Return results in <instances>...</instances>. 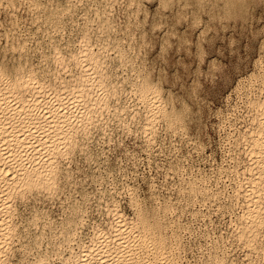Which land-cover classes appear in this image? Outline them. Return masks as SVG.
Wrapping results in <instances>:
<instances>
[{
    "label": "rangeland",
    "instance_id": "1",
    "mask_svg": "<svg viewBox=\"0 0 264 264\" xmlns=\"http://www.w3.org/2000/svg\"><path fill=\"white\" fill-rule=\"evenodd\" d=\"M93 1V2H92ZM120 1V3H119ZM74 2V3H73ZM84 2V3H83ZM104 0H71V8L70 11L64 13L62 16V27L58 31H46L39 30L37 23L33 21L32 14L24 13L20 11V7L15 9L13 12H10L13 18V24L10 26V22L6 18L5 11L2 10L0 13V24H5L4 29H0V53L5 57L10 59L15 58L16 61L19 60L24 62L27 60L32 63L35 67H43L47 66L56 73L55 77L57 78H65L67 77V73L60 70L58 64L48 57V54L51 52L53 46H63L67 39H76L79 33V28L82 26L84 18L89 19V24L92 25L94 29H96V20L95 13L96 11H101L102 9L108 7L105 5ZM127 0H118L115 4L113 10L109 8V15L113 16L114 24H116L114 33L118 34L119 38L125 36V32L128 30H136L135 28V18L138 20V23H141L140 29L144 32V35L148 34V36H143L144 43L141 45L139 50L131 51L133 60H130L126 57V61L122 59H118L114 56V53L109 52L106 64V71L110 78L114 80L117 85V91L113 95H109L110 105H114V99H125L135 103L136 96H133V93H130L128 90L137 83L138 80L142 79L143 76L148 77V79H153L157 81L158 86L160 87L161 93L164 95L166 102L169 105H172V110L177 113V109L175 107L176 103L184 108L187 107L189 113L191 111V107L188 102L184 99V96L188 94L187 89H197L203 88L201 82L199 83V79L192 80L191 84H185L184 80L181 79L180 74L178 72H171L173 67L177 65L184 69L187 73L189 68L192 67L191 64H186L185 60H178L176 65H170L168 59H166L165 49L163 45L167 42L168 49H171L172 40H181V38L188 43L195 33V28L192 27L184 33H177L175 31L171 33H166V36L162 37V42L160 41L161 37L156 35L157 32L160 31V28L167 26V21L169 20V16L164 15L165 12L174 13L176 15L175 19L177 21V25L179 20H183L187 23L188 15L185 14L189 12L190 7H186V9L179 10L173 7L163 5V9L159 6L152 10L148 8V5L155 4L157 0H140V5L144 8L141 9L136 17L134 12L129 10L128 5H126ZM96 3V4H95ZM103 3V4H102ZM73 4V5H72ZM78 4H80L78 6ZM87 4V5H86ZM102 4V5H100ZM163 4V3H162ZM117 5V6H116ZM252 6H249L248 13L244 12L246 17H248L241 24L233 20H224L220 26L221 28L216 29V27H209L207 25L204 26V31H201L194 38L197 42V53L196 58L198 63L195 65V72L191 75L199 76L200 72L203 71V67L205 62L208 61L209 54L211 55V59L208 61V68L211 70L213 74L220 73L219 77H214L212 80H207V74L205 73V80L210 84L211 91L205 92L203 97L197 98L196 102V110H195V120H189V122H183L182 117H178L175 121V125L171 127V129L167 128V120L163 117H160L158 120L163 119L166 121L165 127L163 129V135L167 137V140L164 141L160 134H154L153 139L157 140L155 145H150L149 142L145 143V147H147V151L143 148L138 151L130 149L127 147L126 141L121 139L116 134V129L118 127L117 118L115 116L113 107L109 106V108H104V110L99 111L97 113V117L93 120H98L95 125H103L102 127H92L87 130H78L75 133L77 134L78 142L75 146V149L71 151L72 153L69 156H59V168L62 170V174L65 175L69 179H65V181H61L60 173L57 175V179L55 185L51 190L42 189H32L23 192L22 194H18L13 198V208H15V213L12 217L13 225L16 226L18 230V234L13 238L11 247L7 249L5 253V259L7 260L5 263L8 264H30V260L34 259L39 253L45 254L48 256L49 260L53 263H58L60 254L65 253L67 243L62 242L60 229L62 224L65 222L68 217L70 208L72 207V203H76L75 205L81 206V223L79 224V229L77 231V237L74 236V241L78 242L82 239V241L87 240L88 237L92 234L94 228L97 225L107 226L106 222L109 219V215H107L106 209L103 205L105 200H114L115 204L121 209L128 217L132 214V217H135L136 212L134 208V201H136L140 207L146 209H156L158 203L163 200H171L174 204L173 210L170 209L169 213L163 218L162 221V236L165 247L167 250V254L172 257L171 261L174 264H193V253H195V264H207L211 262L209 257H214L215 255L221 256L224 253L219 252L223 247L225 242H232V240L237 236V227L242 223L240 220L241 210L243 211V202H241L240 198L237 199L235 196V190L237 187V174L241 172V159L243 158L241 149V137L244 132H246V128L250 126V112H253L250 103L248 102L249 98H259L263 95V92H260L259 89V79L264 76V42L259 39V37L264 34V3L260 1H256ZM127 7V9H126ZM84 8V9H83ZM124 10H123V9ZM147 10H146V9ZM170 8V9H169ZM81 9H83L81 11ZM122 11H121V10ZM149 9V10H148ZM166 9V10H164ZM251 9V10H249ZM19 10V11H18ZM79 10V11H78ZM162 10V11H161ZM18 11V12H17ZM145 11V12H144ZM161 11V12H160ZM185 11V12H184ZM21 12L23 13L21 15ZM115 12L116 14H114ZM141 12V13H140ZM147 16L145 18V14ZM152 12V13H150ZM154 12H157L154 14ZM251 12V13H250ZM13 13V14H12ZM20 13V14H19ZM94 13V14H93ZM148 13V14H147ZM252 16V14H254ZM68 14V15H67ZM79 14V15H78ZM120 14V15H119ZM136 14V15H137ZM161 14V15H160ZM180 14V15H178ZM184 14V15H183ZM259 14V15H258ZM14 15V16H13ZM19 15V16H18ZM110 15V17H111ZM117 15V16H116ZM134 15V17H133ZM155 16L156 23L152 25L153 31H146L147 21L150 17ZM159 15V16H158ZM184 17H183V16ZM195 15V13L193 14ZM248 15V16H247ZM4 16V17H3ZM24 16L31 17L28 21H23ZM144 16V17H142ZM180 16V17H177ZM187 16V17H186ZM65 17V18H64ZM69 17V18H68ZM74 17V18H73ZM119 17V18H118ZM126 17V19H125ZM160 19H159V18ZM167 17V18H166ZM257 17V18H256ZM261 17V18H260ZM263 17V18H262ZM4 18V19H3ZM20 18V19H19ZM72 18V19H71ZM79 18V19H78ZM119 20H118V19ZM130 18V19H129ZM134 18V19H133ZM164 18V19H163ZM180 18V19H179ZM250 18V19H249ZM18 19V20H17ZM67 19V20H66ZM116 19V20H115ZM145 19V20H144ZM261 19V20H260ZM3 20V21H1ZM5 20V21H4ZM16 20V22H15ZM163 20V21H162ZM167 20V21H165ZM186 20V21H185ZM252 20V21H251ZM20 21V22H18ZM130 21V22H129ZM161 21V23H160ZM165 21V22H164ZM5 22V23H4ZM32 22V23H31ZM71 22V23H70ZM124 22V23H123ZM146 22V23H145ZM164 22V23H163ZM255 22V23H254ZM25 23V24H24ZM29 23V24H28ZM31 23V24H30ZM69 23V24H68ZM74 23V24H73ZM227 23V24H225ZM234 23V25H233ZM252 23V24H251ZM34 24V25H33ZM125 24V25H124ZM130 24V25H129ZM134 24V25H133ZM166 24V25H162ZM244 24V25H243ZM31 25V26H30ZM79 25V26H78ZM123 25V26H122ZM132 25V26H131ZM145 25V26H143ZM157 25V28L154 27ZM160 25V26H159ZM245 25H247L245 27ZM7 26V28L5 27ZM15 26V27H14ZM17 26V27H16ZM95 26V27H94ZM119 26V29L118 27ZM125 26V28H124ZM131 26V27H130ZM160 28H159V27ZM226 26V27H225ZM242 26V27H240ZM251 26V27H250ZM34 27V28H32ZM79 27V28H78ZM123 27V28H122ZM127 27V28H126ZM133 27V28H132ZM235 27V28H234ZM257 27V28H256ZM12 28L17 32V35L21 39H26L27 48L22 52L18 50H10L9 47H6L7 38L2 36V34L8 29ZM19 28V29H18ZM32 28V29H31ZM117 28V29H116ZM135 28V29H134ZM146 28V29H145ZM155 28V29H154ZM214 28V29H213ZM223 28V29H222ZM251 28V29H250ZM254 28V30H252ZM263 28V29H262ZM18 30V31H17ZM20 30V31H19ZM24 30V31H23ZM67 30V31H66ZM252 30V31H251ZM61 31V32H60ZM122 31V32H121ZM206 31V32H205ZM210 31V32H209ZM38 32V33H37ZM124 32V33H123ZM137 36L138 33L141 32L136 31ZM147 32V33H146ZM190 32V33H189ZM208 32V33H207ZM218 32V33H217ZM24 33V34H23ZM27 33V34H26ZM37 33V34H36ZM54 33V35H53ZM123 33V36H122ZM151 33V34H150ZM205 33V34H203ZM209 34L210 39H205V35ZM56 34V36H55ZM73 34V35H72ZM96 32L91 31V38L94 39ZM150 34V35H149ZM168 34V35H167ZM171 34V35H170ZM179 34V35H178ZM36 35V36H35ZM53 35V36H52ZM155 35V36H154ZM181 35V37H180ZM204 35V36H203ZM30 36V37H29ZM33 36V37H31ZM38 36V37H37ZM47 36V37H46ZM169 36V37H168ZM3 37V38H2ZM200 37V38H199ZM204 37V38H203ZM62 38V39H61ZM153 38V39H151ZM185 38V39H184ZM187 38V40H186ZM64 39V40H63ZM164 39H168L165 41ZM171 39V40H170ZM200 39H202L200 41ZM44 40V41H43ZM148 40L150 42H148ZM33 41V42H32ZM56 41V42H55ZM157 41L161 43L160 52L157 53L155 57L152 56V53L156 52ZM31 44H28V43ZM46 44H45V43ZM48 42L50 44H48ZM54 42V43H53ZM154 42V43H153ZM207 43L208 49L203 47V43ZM5 43V44H4ZM147 43V44H145ZM191 41L188 43L190 45ZM37 44V45H36ZM155 46H154V45ZM148 45V47H147ZM152 46L149 48V46ZM145 46V47H144ZM263 46V48H262ZM171 47V48H170ZM201 47V49H199ZM7 48V49H6ZM42 48V49H41ZM145 48V49H144ZM6 49V50H5ZM31 49V50H30ZM177 55L180 54L179 47L177 48ZM10 50V51H9ZM38 50V51H37ZM49 50V51H47ZM143 50V53H142ZM203 50V51H202ZM29 51V52H28ZM129 48L126 49L125 52H129ZM147 51L149 53H147ZM15 54H14V53ZM138 52H141L138 53ZM203 52V55H202ZM27 53V54H26ZM110 53L112 55H110ZM161 53V55H160ZM12 54V56L10 55ZM35 54V55H34ZM39 54V55H38ZM146 54V55H145ZM139 55V56H138ZM143 55V56H141ZM185 55L191 58V52L185 51ZM43 56V57H42ZM45 56V57H44ZM147 56V57H146ZM198 56V57H197ZM18 57V58H17ZM22 57V58H21ZM26 57V58H24ZM139 57V58H138ZM151 57V58H149ZM166 57V58H164ZM202 57V58H201ZM24 58V59H23ZM146 60H145V59ZM30 59V60H29ZM32 59L34 62H32ZM151 59V60H150ZM155 59V60H153ZM158 59V60H157ZM129 62H128V61ZM136 60V61H134ZM160 60V61H159ZM118 61V62H117ZM149 61V62H147ZM165 61V62H164ZM183 61V62H181ZM256 63H255V62ZM39 62V63H38ZM144 62V63H143ZM146 62V63H145ZM153 62V64H152ZM163 62V63H162ZM204 62V63H203ZM210 62L212 64H210ZM47 63V64H46ZM179 63V64H178ZM185 64V66L183 64ZM36 64V65H35ZM42 64V65H41ZM137 64V65H135ZM144 64V65H143ZM152 64V65H151ZM155 64V65H154ZM258 66H257V65ZM142 65V66H141ZM146 65V66H145ZM154 65V66H153ZM160 65V66H159ZM261 65V66H259ZM152 66V67H150ZM141 67V68H140ZM147 67V68H146ZM154 67V68H153ZM160 67V68H158ZM163 69H162V68ZM55 68V69H54ZM57 68V69H56ZM140 68V69H139ZM147 71H146V69ZM151 70H150V69ZM198 68V69H197ZM233 69L232 73L229 75H225V72L229 69ZM261 68V69H260ZM124 69V70H123ZM151 73H150V71ZM260 69V70H259ZM57 70V71H56ZM118 70V71H117ZM153 70V71H152ZM158 70V71H157ZM253 70V71H252ZM164 71V72H163ZM252 71V74H251ZM146 75H144L145 73ZM197 72V73H196ZM249 72V73H248ZM131 73V74H130ZM149 73V74H148ZM164 77L162 78L163 74ZM175 73V74H174ZM177 73V74H176ZM161 77H160V75ZM172 74V75H171ZM60 77H59V76ZM138 75H140L138 77ZM148 75V76H147ZM157 75V76H156ZM167 75V76H166ZM174 75V76H173ZM177 75V76H176ZM259 75V77H258ZM153 76V77H152ZM248 76V77H247ZM166 77V78H165ZM255 77V78H254ZM135 78V79H134ZM161 78V79H160ZM169 78V79H168ZM178 78V79H177ZM181 80H180V79ZM190 76H186L184 79H190ZM257 78H259L257 80ZM68 79V78H66ZM255 79V81H253ZM219 80V83L216 81ZM172 85L169 87V83ZM198 83H197V82ZM126 82V84H124ZM194 82V83H193ZM251 82H253L251 84ZM177 83H179V89L177 90ZM241 83V84H240ZM124 84V85H123ZM182 84V86H181ZM193 84V85H192ZM199 86H198V85ZM250 84V85H249ZM256 84V85H255ZM184 85V87H183ZM194 85L196 87H194ZM239 85V86H238ZM241 85V86H240ZM166 86V87H165ZM252 86V87H251ZM254 86V87H253ZM128 87V88H127ZM181 87V88H180ZM187 87V88H186ZM193 87V88H192ZM244 87V88H243ZM249 87V89H248ZM168 89V91L166 90ZM241 88V89H240ZM243 88V89H242ZM175 89V90H174ZM239 89V90H236ZM253 89V90H251ZM259 89V90H257ZM183 90V91H182ZM256 90V92H255ZM177 91V92H176ZM239 91V92H238ZM244 91V92H243ZM247 91V92H246ZM249 91V92H248ZM253 91V92H252ZM241 92V93H240ZM166 93V94H165ZM178 93V94H176ZM181 93V94H180ZM186 93V94H185ZM172 97H170V95ZM195 94V93H193ZM188 95V99L192 100L194 95ZM236 94V95H235ZM256 94V95H254ZM175 95H178L175 97ZM181 95V96H180ZM247 95V96H246ZM250 95V96H249ZM183 96V97H182ZM246 96V97H245ZM114 97V98H113ZM191 97V98H190ZM239 97V98H238ZM179 98V99H178ZM204 98V99H203ZM207 98V99H206ZM171 99V100H170ZM240 101H239V100ZM183 104H182V102ZM206 101V103L204 102ZM239 101V102H238ZM245 101V102H244ZM199 102V103H198ZM201 102V103H200ZM203 102V103H202ZM235 103V104H234ZM246 103V104H245ZM245 104V105H243ZM204 105V106H203ZM232 105V106H231ZM202 107V108H201ZM204 107V108H203ZM237 109H236V108ZM251 108V109H250ZM205 109V110H204ZM216 109V110H215ZM239 109V110H238ZM106 110V111H105ZM111 110V111H110ZM199 110V111H198ZM201 112L203 113H200ZM207 110H209L207 112ZM118 114L120 111L117 109ZM198 111V112H197ZM223 113H222V112ZM234 111V112H233ZM250 111V112H249ZM111 112V113H110ZM225 112V113H224ZM236 112V113H235ZM238 112V113H237ZM240 112V113H239ZM205 114L207 116H205ZM209 114V116H208ZM211 114V115H210ZM213 114V115H212ZM231 116H230V115ZM233 114V115H232ZM242 116H241V115ZM101 115V116H99ZM199 115V116H198ZM238 115V116H237ZM248 115V116H247ZM205 116V117H204ZM217 116V117H216ZM227 116V117H226ZM236 116V117H234ZM198 117V118H197ZM223 117V118H222ZM232 117V118H231ZM197 118V119H196ZM207 118V119H205ZM228 118V119H226ZM103 119V122H102ZM205 119V120H204ZM227 120L229 123H227ZM198 120V121H196ZM220 120V121H219ZM233 120V121H232ZM238 120V121H237ZM182 123H180V122ZM245 121L247 123H245ZM178 122V123H177ZM201 122V123H200ZM208 124H207V123ZM232 122V123H231ZM236 122V123H235ZM185 123V124H184ZM195 123L197 125L195 133L192 132V124ZM220 123V125H219ZM243 123V124H242ZM206 126H205V125ZM224 126H223V125ZM229 124V125H228ZM232 124V125H231ZM242 124V126H241ZM109 125V126H108ZM156 128H159V125L156 123ZM154 125V126H155ZM189 125V128H188ZM212 125V126H210ZM219 125V126H218ZM238 125V126H236ZM187 126V127H186ZM221 126V127H220ZM233 126V127H232ZM248 126V127H247ZM201 127L203 130L201 131ZM213 127V128H212ZM228 127V128H227ZM230 127V128H229ZM191 128V129H190ZM244 128V129H243ZM180 129V130H179ZM190 129V130H189ZM198 129V130H197ZM209 129V130H208ZM224 129V130H223ZM235 129V130H234ZM207 130V131H206ZM227 130V131H226ZM233 130V131H232ZM245 130V131H244ZM181 131V132H180ZM231 131V132H230ZM244 131V132H243ZM200 132V133H199ZM206 132V133H205ZM236 132V133H235ZM169 133V134H168ZM182 133V134H181ZM190 133V134H189ZM204 133V134H203ZM231 133V135L228 134ZM115 134V135H114ZM202 134V136L200 135ZM206 134V135H205ZM114 135V136H113ZM239 135V136H238ZM81 136V137H80ZM178 136V137H176ZM180 136V137H179ZM205 136V137H204ZM208 136V137H207ZM227 136V137H226ZM169 137V138H168ZM207 137V138H206ZM191 138V139H190ZM198 138V140H197ZM226 138H228L226 140ZM233 138V139H232ZM115 139V140H114ZM190 139V140H189ZM195 143H192L193 140ZM124 142H123V141ZM209 140V141H208ZM163 143H162V142ZM171 141V142H170ZM207 141V142H206ZM226 141V143H225ZM228 141V143H227ZM112 142V143H110ZM124 145V153L121 155L115 154L114 143ZM209 142V143H208ZM238 142V143H237ZM99 143V144H98ZM176 143V144H175ZM98 144V145H97ZM102 144V145H101ZM162 144H166V147H161ZM195 144V145H194ZM223 144V145H222ZM239 144V145H237ZM158 145V146H157ZM176 145V146H175ZM183 145V146H182ZM201 146V148L197 149L196 146ZM203 145V146H202ZM101 146V147H100ZM113 146V149H112ZM174 146V147H173ZM90 147V148H89ZM110 147V148H109ZM191 147V148H190ZM196 147V148H195ZM230 147V148H229ZM238 147V148H237ZM158 148V149H157ZM160 148V149H159ZM175 148V149H174ZM186 150H185V149ZM95 149V150H94ZM108 149V150H107ZM111 149V150H110ZM154 149V150H153ZM170 149V150H169ZM180 149V150H179ZM204 149V150H203ZM209 149H211L209 151ZM234 149V150H233ZM97 150V152H96ZM100 150V151H99ZM126 150V151H125ZM178 152H177V151ZM191 150V151H190ZM197 150V151H196ZM200 150V151H199ZM227 150V151H225ZM79 155H78V152ZM130 151V153H129ZM133 151V152H132ZM149 151V152H148ZM155 151V152H154ZM162 151V152H160ZM164 151V152H163ZM183 151V152H182ZM186 151V152H185ZM195 151V152H194ZM82 152V153H81ZM140 152V153H139ZM176 152V153H175ZM202 154H201V153ZM206 152V153H205ZM235 152V153H234ZM97 153V154H95ZM113 153V154H112ZM129 153V154H128ZM149 153V155H147ZM157 153H159L157 155ZM164 153V156H163ZM173 153V154H172ZM178 153V154H177ZM185 153V154H184ZM187 153V154H186ZM237 153V155H236ZM115 154V155H114ZM133 154V155H132ZM144 154V155H143ZM191 154V155H189ZM225 154V155H224ZM230 154V155H229ZM78 155V156H77ZM114 155V156H113ZM128 155V156H127ZM134 158H132L131 157ZM209 155V156H208ZM85 156V157H84ZM94 156V157H93ZM99 158H98V157ZM150 156V157H149ZM168 156V157H167ZM200 156V157H199ZM216 156V157H215ZM230 156V159H229ZM80 157V158H79ZM83 157V158H82ZM97 157V158H95ZM139 157V158H138ZM174 157V158H173ZM224 157V158H223ZM238 157V158H237ZM241 157V158H240ZM65 158H67L65 160ZM79 158V159H78ZM103 158V159H102ZM149 158V159H148ZM176 158V159H175ZM217 158V159H216ZM236 158V159H235ZM86 159V160H85ZM91 159V160H90ZM120 159V160H118ZM125 159V160H124ZM142 159V160H141ZM192 159V160H191ZM202 159V160H201ZM225 159V160H224ZM228 159V160H227ZM82 160V161H81ZM140 160V162H139ZM159 160V161H157ZM163 160V161H162ZM176 160V161H175ZM186 160V161H185ZM197 160V161H196ZM236 160V161H235ZM65 161V162H64ZM88 161V162H87ZM100 161V162H99ZM103 161V162H102ZM109 161L111 162L109 164ZM138 161V162H137ZM189 161V162H188ZM195 161V163H194ZM206 161V162H205ZM213 161V162H212ZM224 161V162H223ZM228 161V164H227ZM238 161V162H237ZM92 162V163H91ZM137 164H136V163ZM183 162V163H182ZM221 164H220V163ZM237 162V163H236ZM72 163V164H71ZM117 163V164H116ZM120 163V164H119ZM122 163V164H121ZM126 163V164H125ZM133 165H132V164ZM140 163V164H139ZM161 163V164H160ZM166 163V164H165ZM198 163V164H197ZM218 163V164H217ZM85 164V165H84ZM112 164V165H111ZM115 164V165H114ZM128 164V165H127ZM177 164V166L175 165ZM196 164V165H195ZM233 164V165H232ZM82 165V166H81ZM102 165V166H101ZM132 165V166H131ZM155 165V166H154ZM165 165V166H164ZM194 165V166H193ZM200 165V166H199ZM230 165V166H229ZM72 166V167H71ZM75 166V167H74ZM93 166V167H92ZM99 166V167H98ZM116 166V167H115ZM118 166V167H117ZM126 166V167H125ZM130 166V167H129ZM174 166V167H173ZM184 166V167H183ZM193 166V167H191ZM205 166V167H204ZM236 169H234V167ZM64 167V168H63ZM74 167V169H72ZM114 167V168H113ZM120 167V168H119ZM160 167V168H158ZM169 167V169H168ZM228 167V168H226ZM233 171H231L232 169ZM95 168V169H94ZM118 168V169H117ZM155 168V169H153ZM165 168V169H164ZM185 168V169H184ZM198 168V169H196ZM71 169V170H70ZM82 172H81V170ZM238 169V170H237ZM86 170V171H85ZM95 170V171H93ZM106 172H105V171ZM118 170V171H116ZM121 170V171H120ZM123 170V171H122ZM131 170V171H130ZM150 170V171H149ZM156 170V172H155ZM175 172H174V171ZM64 171V172H63ZM73 171V172H72ZM75 171V172H74ZM99 171V172H98ZM147 171V172H146ZM162 171V172H161ZM182 171V172H181ZM185 171V172H184ZM190 171V172H189ZM195 171V172H194ZM200 171V172H199ZM212 171V172H211ZM230 171V172H229ZM115 172V173H114ZM131 172V173H130ZM138 172V173H137ZM192 172V173H191ZM198 172V173H197ZM218 172V173H216ZM226 172V173H225ZM229 172V173H228ZM80 173V174H79ZM84 173V174H83ZM87 173V174H86ZM105 173V174H104ZM117 173V174H116ZM119 173V174H118ZM150 173V174H149ZM160 173V174H159ZM164 173V174H163ZM200 173V174H199ZM208 173V174H207ZM211 173V174H210ZM77 174V175H76ZM109 174V175H108ZM158 174V175H157ZM166 174V175H165ZM195 174V175H194ZM198 174V175H197ZM203 174V175H202ZM226 174V175H225ZM103 175V176H102ZM144 175V176H143ZM151 175V176H150ZM162 175V176H159ZM178 177H177V176ZM205 175V176H204ZM210 175V176H209ZM75 176V177H74ZM122 176V177H121ZM125 176V178H124ZM129 176V177H128ZM132 176H135L134 178ZM142 176V177H141ZM146 176V177H145ZM155 176V177H154ZM157 176V177H156ZM184 176V177H183ZM226 176V177H224ZM72 177V178H71ZM90 177V178H89ZM101 179H100V178ZM107 177V178H106ZM142 180H141V178ZM150 177V178H147ZM169 177V178H168ZM175 177V178H174ZM193 178L199 180L200 183L205 185V187L210 192V199H206L200 201L198 198L192 200L190 204H184V200L178 198V186L182 183V180H188V178ZM195 177V178H194ZM200 177V178H199ZM229 177V178H228ZM87 178V179H86ZM111 178V179H110ZM113 178V179H112ZM138 178V179H137ZM161 178V179H160ZM162 178L164 180H162ZM210 178V179H209ZM89 179V180H88ZM96 179V180H95ZM105 179V180H104ZM108 179V180H107ZM157 179V180H156ZM209 179V180H207ZM220 179V180H219ZM225 179V180H224ZM232 179V180H231ZM67 180V181H66ZM69 180V181H68ZM77 180V181H76ZM79 180V185H78ZM93 180V181H91ZM126 180V181H125ZM128 180V181H127ZM134 180V182L132 181ZM179 180V181H178ZM223 183H222V181ZM73 181V182H72ZM146 183H145V182ZM202 181V182H201ZM221 181V182H220ZM226 181V184H225ZM234 181V182H233ZM62 182V183H61ZM67 182V183H66ZM105 182V183H104ZM179 182V183H178ZM219 182V183H217ZM76 183V184H75ZM139 183V184H138ZM144 183V184H143ZM162 183V185H161ZM165 183V184H164ZM173 183V184H172ZM210 183V184H209ZM215 183V184H214ZM64 184V185H63ZM73 184V186H72ZM74 184L76 187H74ZM81 184V185H80ZM93 184V185H92ZM99 184V185H98ZM125 184V185H124ZM141 184V185H140ZM147 184V185H146ZM160 184V185H159ZM177 184V185H175ZM66 185V186H65ZM90 185V186H89ZM98 185V187H97ZM102 185V188H101ZM104 185V186H103ZM135 185V188L130 187ZM140 185V186H139ZM153 185V186H152ZM159 185V186H158ZM172 185V187H171ZM203 185V186H204ZM228 185V186H226ZM70 186V187H69ZM112 186V187H111ZM143 186V187H142ZM149 186V187H148ZM151 186V187H150ZM166 186V187H164ZM225 188H224V187ZM68 187V189H67ZM77 192H75L74 188ZM96 187V188H95ZM157 187V188H156ZM164 187V189H163ZM229 187V188H227ZM65 188V189H64ZM71 188V189H70ZM87 188V189H85ZM92 188V189H91ZM95 188V189H94ZM108 188V189H106ZM115 188V189H114ZM122 188V189H121ZM124 188V189H123ZM152 188V190H151ZM212 190H211V189ZM218 188V189H217ZM224 188V189H222ZM235 188V190L233 189ZM60 191H59V190ZM85 189V190H84ZM110 189V191H109ZM134 189V190H133ZM158 189V190H157ZM66 190V191H65ZM89 190V191H88ZM107 190V191H105ZM113 190V191H112ZM115 190V191H114ZM147 190V192H146ZM157 190V191H156ZM168 190V191H167ZM170 190V191H169ZM228 190V191H227ZM234 190V191H232ZM70 191V192H69ZM98 191V193H97ZM102 191V192H101ZM139 191L142 192V195L138 197L128 196L126 192ZM60 192V193H59ZM73 194H72V193ZM88 192V193H87ZM108 192V193H107ZM112 192V193H111ZM116 192V193H115ZM160 192V193H159ZM174 192V193H173ZM214 192V193H213ZM217 192V193H216ZM228 192V193H227ZM31 193V194H30ZM67 193V194H66ZM118 193V194H117ZM225 193V194H224ZM42 196H41V195ZM58 194V196H56ZM64 197H63V195ZM70 194H72L70 196ZM75 194V196H74ZM77 194V195H76ZM97 194V195H96ZM105 194V195H104ZM117 194V195H116ZM229 194V195H228ZM49 195V196H48ZM51 195V196H50ZM60 195V196H59ZM92 195V196H91ZM123 195V196H122ZM39 196V197H38ZM46 196L47 199H46ZM86 196V197H84ZM105 196V197H104ZM149 196V197H148ZM158 196H160L158 198ZM225 196V197H224ZM29 197V198H28ZM44 197V199H42ZM56 197V198H53ZM60 201H59V199ZM75 197V198H74ZM129 197V198H126ZM147 197V199H145ZM152 197V198H151ZM162 197L164 199H162ZM174 197V198H173ZM216 199H214V198ZM70 198V199H68ZM124 198V199H123ZM142 198V199H141ZM150 198V199H149ZM227 198V199H226ZM234 198V199H233ZM23 199V200H22ZM34 199V200H32ZM51 199V200H49ZM55 199H58L57 201ZM87 199V200H86ZM103 199V200H102ZM119 199V200H117ZM128 199V200H126ZM141 199V200H140ZM144 199V200H143ZM175 199V200H174ZM177 199V200H176ZM221 201H220V200ZM236 199V200H235ZM18 200V201H17ZM56 202H55V201ZM63 200V202H61ZM121 200V201H120ZM226 200V201H225ZM234 200V202H233ZM27 201V202H26ZM37 201V202H36ZM47 201L48 203H46ZM51 201V202H50ZM67 201V203L65 202ZM82 201L84 203H82ZM155 201V202H154ZM182 201V202H181ZM238 201V202H236ZM17 202V203H16ZM29 202V203H28ZM40 202V203H39ZM45 202V203H44ZM59 205H58V203ZM149 202V203H148ZM176 202V203H175ZM178 202V203H177ZM201 202V203H200ZM223 202V203H222ZM231 202V203H230ZM240 202V203H239ZM22 203V204H20ZM25 203V204H23ZM55 203V204H54ZM66 203V205H65ZM126 203V204H125ZM146 203V204H145ZM203 203V204H202ZM206 203V204H205ZM218 203V204H216ZM221 203V204H220ZM235 203V204H234ZM238 205L241 204V205ZM16 204V205H15ZM27 204V205H26ZM37 204V205H36ZM45 206H44V205ZM53 204V205H52ZM157 204V205H156ZM196 206H194V205ZM200 204V205H198ZM205 204V205H204ZM229 204V205H228ZM234 204V205H233ZM264 204V203H263ZM26 205V206H25ZM29 205V206H28ZM40 205V206H39ZM58 205V207H56ZM128 205V206H127ZM150 205V206H148ZM176 205V206H175ZM179 205V206H178ZM183 205V206H181ZM187 207H186V206ZM190 205V206H189ZM205 207V209L202 207ZM219 205V206H218ZM231 205V206H230ZM54 206V207H53ZM67 206V207H66ZM90 206V207H89ZM145 206V207H144ZM152 206V207H151ZM191 206H193L191 208ZM210 206V207H209ZM212 206V207H211ZM241 206V207H240ZM50 207V208H49ZM52 207V210H51ZM93 207V208H92ZM123 207V208H122ZM131 207V208H130ZM195 207V208H194ZM202 207V208H201ZM222 207L223 209L219 208ZM228 207V208H227ZM237 207V208H236ZM20 208V209H19ZM32 208V209H31ZM35 208V209H33ZM43 208V209H42ZM48 210H45L47 209ZM89 208V209H88ZM103 208V209H102ZM133 208V209H132ZM181 208V209H180ZM186 208L188 210H186ZM212 208V209H211ZM217 208V210H216ZM232 208V209H231ZM241 208V209H239ZM27 209V210H25ZM50 209V210H49ZM62 209V210H61ZM68 209V210H67ZM95 209V210H93ZM131 209V210H130ZM180 209V210H179ZM200 209V210H199ZM208 209V210H207ZM238 209V211H237ZM19 210V211H18ZM25 210V211H24ZM40 210V211H38ZM87 210V211H86ZM176 210V211H175ZM179 210V211H178ZM183 210V211H181ZM191 210V211H189ZM194 210V211H192ZM229 210V211H227ZM34 211V212H33ZM44 211V212H41ZM57 211V212H56ZM60 211V212H59ZM62 211V213H61ZM172 211V212H171ZM181 211V212H180ZM202 211V212H201ZM224 211V212H223ZM240 211V212H239ZM56 212V213H55ZM94 212V213H93ZM135 212V213H134ZM177 212V213H176ZM187 212V213H186ZM196 212V213H195ZM201 214H199V213ZM205 212V213H204ZM215 212V213H214ZM37 213V220L32 222V214ZM172 213V214H171ZM175 213V214H174ZM191 213V214H190ZM194 213V215H192ZM212 213V214H211ZM233 213V214H232ZM239 215H238V214ZM47 214V215H46ZM102 214V216H101ZM105 214L107 216H105ZM183 214V216H182ZM205 214V215H204ZM207 214V215H206ZM230 214V215H229ZM20 215L22 217H20ZM39 215H43L39 216ZM51 215V216H50ZM60 217H59V216ZM87 215V216H86ZM93 215V216H92ZM170 215V216H169ZM185 215V216H184ZM192 215V216H191ZM199 215V216H198ZM219 215V216H217ZM229 215V216H228ZM235 215V216H234ZM25 216V217H23ZM105 216V217H104ZM173 216V217H172ZM178 216H181L178 218ZM195 216V219H194ZM203 216V217H202ZM209 216V217H207ZM264 216V214H263ZM49 217V218H48ZM62 217V218H61ZM98 217V218H97ZM169 217V218H168ZM177 217V218H176ZM184 217V218H183ZM191 217V218H190ZM201 217V218H200ZM234 217V218H233ZM28 218V219H27ZM48 220L49 224L44 229V233L41 234L42 231L40 220L41 219ZM85 218V219H84ZM91 218V219H90ZM168 218V219H167ZM171 218L173 219L171 221ZM193 218V220H192ZM198 218V221H197ZM200 218V219H199ZM204 218V219H203ZM210 218V219H209ZM215 218V220H214ZM217 218V219H216ZM223 218V219H222ZM233 218V219H232ZM239 218V219H237ZM51 219L53 221H51ZM64 219V220H63ZM180 219V220H179ZM188 219V221H187ZM191 219V220H190ZM209 219V220H208ZM230 221H229V220ZM236 221H235V220ZM97 220V221H96ZM168 220V221H166ZM176 220V221H175ZM179 220V221H178ZM232 220V221H231ZM28 221V222H27ZM59 221V222H58ZM96 221V222H95ZM161 221V220H159ZM191 221V222H190ZM194 221V222H193ZM202 221V222H201ZM210 223H209V222ZM213 221V222H212ZM225 221V222H224ZM21 222H25L27 224H23ZM32 222V223H31ZM37 222V224H36ZM54 222V223H53ZM94 222V223H93ZM172 222H175L174 224ZM177 222V223H176ZM197 222V223H196ZM205 222V223H204ZM215 222V223H214ZM230 222V223H229ZM233 222H235L233 224ZM238 222V223H237ZM243 222V221H242ZM53 223V224H51ZM106 223V224H105ZM183 223V225H181ZM187 223V224H186ZM201 223V224H200ZM203 223V224H202ZM207 223V224H206ZM19 224V225H18ZM33 224V225H31ZM83 224V225H82ZM97 224V225H96ZM166 226H165V225ZM172 224V225H171ZM194 224V225H193ZM200 224V225H199ZM219 224V225H218ZM230 224V225H229ZM30 227H29V226ZM169 227H168V226ZM193 225V227H191ZM197 225V226H196ZM208 225V226H207ZM21 226V227H20ZM23 226V227H22ZM36 226V227H35ZM56 226V227H55ZM83 226V227H82ZM172 226V228H171ZM183 226V227H182ZM204 226V229H203ZM167 227V228H164ZM196 229H195V228ZM199 227V228H198ZM206 227V228H205ZM224 227V229L222 228ZM21 228V229H18ZM28 228V229H27ZM34 228V229H33ZM60 228V229H59ZM84 228V229H83ZM197 228L200 230H197ZM215 228V229H214ZM222 228V229H221ZM55 229V230H54ZM59 231H58V230ZM84 231H82V230ZM171 229V231L169 230ZM180 229V230H179ZM190 229V230H189ZM207 229V230H206ZM211 229V230H210ZM230 229V231H229ZM36 230V232H35ZM57 230V231H56ZM86 230V231H85ZM88 230V231H87ZM165 230V231H164ZM169 230V231H168ZM214 230V231H213ZM220 230V231H219ZM223 230V231H222ZM227 230V232H226ZM34 231V232H32ZM177 231V233H176ZM193 231V232H192ZM204 231V232H203ZM207 231V232H206ZM235 231V232H232ZM25 232V233H24ZM53 232V233H52ZM91 232V233H90ZM166 232V233H165ZM181 232V233H179ZM186 232V233H185ZM199 232V233H198ZM211 232V233H209ZM34 233V234H32ZM46 233V236H45ZM172 233V234H171ZM185 235H184V234ZM190 233V234H189ZM196 233V234H195ZM197 233L200 235H197ZM201 233V234H200ZM208 233V234H207ZM231 233V234H230ZM233 233V234H232ZM22 234V235H21ZM49 234V235H48ZM79 234V235H78ZM169 234V235H168ZM190 236H188V235ZM209 236H207V235ZM219 234V235H218ZM221 234V235H220ZM41 235V236H40ZM55 237H54V236ZM174 235V237H173ZM179 235V236H178ZM204 235V236H203ZM212 235V236H211ZM215 235V236H214ZM233 235V236H232ZM40 236V237H39ZM51 236V237H50ZM168 236V237H167ZM183 236V237H182ZM187 237V240L185 239ZM203 236V238H202ZM219 236V237H218ZM221 236V237H220ZM228 236V237H227ZM21 237V238H20ZM31 239H29V238ZM181 237V238H180ZM196 239H194V238ZM206 237V238H205ZM215 237V238H214ZM227 237V238H226ZM17 238V239H16ZM41 238V239H40ZM48 238V239H47ZM183 238L185 240H183ZM191 238V239H190ZM199 238V239H198ZM226 238V239H225ZM23 239V240H22ZM26 239V241H25ZM35 239V240H34ZM165 239V240H164ZM170 239V240H169ZM189 239V240H188ZM192 239H194L192 241ZM212 239L215 244L213 243ZM220 239V240H219ZM232 239V240H231ZM20 240V241H19ZM169 242H167V241ZM173 240V241H172ZM176 240V241H175ZM199 240V241H198ZM205 240V241H204ZM219 240V241H218ZM35 241V242H34ZM172 241V242H171ZM178 241V242H177ZM204 241V242H203ZM207 241V242H206ZM209 241V243H208ZM19 242V243H18ZM41 242V243H40ZM182 242V244H181ZM197 242V243H196ZM199 242L202 244H199ZM207 245H206V243ZM218 242V243H217ZM222 244H221V243ZM15 243V244H14ZM33 243V244H32ZM35 243V244H34ZM38 243V244H37ZM45 243V244H44ZM50 243V244H48ZM74 243V248L77 249L78 245ZM170 243V244H168ZM188 243V244H187ZM220 243V244H219ZM239 243V241H237ZM18 244V245H17ZM25 244L23 247H21ZM38 246H37V245ZM41 244V245H39ZM53 244V245H52ZM174 244V245H173ZM199 244V246L197 245ZM29 245V246H28ZM169 245V246H167ZM176 245V246H175ZM182 245V246H180ZM186 245V246H185ZM193 248H192V246ZM196 245V246H195ZM33 246V247H32ZM51 250H50V248ZM66 246V247H65ZM173 246V248H172ZM198 246V247H197ZM201 246V247H200ZM206 246V248L204 247ZM218 246V247H217ZM44 249V250H42ZM58 247V248H57ZM177 247V248H176ZM179 247V248H178ZM182 247V248H180ZM195 247V248H194ZM197 247V249H196ZM212 247V248H211ZM19 248H21L19 250ZM25 248V249H24ZM41 249V250H38ZM48 248V249H47ZM176 248V249H175ZM192 250H190V249ZM200 248V249H199ZM205 248V249H204ZM209 248V251H208ZM11 249V250H10ZM18 249V251H17ZM24 249V250H23ZM35 249V250H34ZM184 249V251H183ZM194 249V250H193ZM205 251H204V250ZM211 249V250H210ZM49 250V251H48ZM63 250V251H62ZM171 250V251H170ZM189 250V251H188ZM200 250V251H199ZM17 251V252H16ZM29 251V252H28ZM44 251V252H43ZM60 251V252H59ZM166 251V250H165ZM183 251V252H182ZM202 251V252H201ZM205 253H204V252ZM37 252V253H36ZM170 252V253H169ZM192 252V255L190 254ZM19 253V254H18ZM32 253V254H31ZM58 253V255H57ZM175 253V254H174ZM186 253V254H185ZM204 253V254H203ZM32 256H31V255ZM50 254V255H49ZM55 254V255H54ZM173 254V255H172ZM185 254V255H183ZM207 254V255H206ZM18 255V256H17ZM57 255V256H56ZM203 255V256H201ZM34 256V257H33ZM54 256V257H52ZM56 256V258H55ZM198 256V257H197ZM205 256V257H204ZM174 257V258H173ZM177 257V258H176ZM184 257V258H183ZM56 260H55V259ZM29 259V260H28ZM197 259V261H196ZM199 259V260H198ZM207 259V260H206ZM25 260V261H24ZM192 260V261H191ZM202 260V261H201ZM29 261V262H28ZM199 261V262H198ZM16 262V263H15ZM26 262V263H24ZM185 262V263H184ZM189 262V263H188ZM55 263V264H56ZM208 263V264H209ZM169 264H172L170 262ZM181 264V263H180Z\"/></svg>",
    "mask_w": 264,
    "mask_h": 264
},
{
    "label": "bare ground",
    "instance_id": "2",
    "mask_svg": "<svg viewBox=\"0 0 264 264\" xmlns=\"http://www.w3.org/2000/svg\"><path fill=\"white\" fill-rule=\"evenodd\" d=\"M74 1V0H73ZM76 1V0H75ZM105 5L108 6L101 11H96V29L89 24V19L86 17L83 20L82 26L79 28V33L76 39H67L63 46L52 45L53 48L48 54L56 65L58 64L61 71L67 73V77L57 78L53 69L43 66L35 67L32 63L25 60L21 62L16 61L15 58L7 56L5 57L0 53V264H6L5 253L7 249L11 247L13 238L18 234V230L13 225L12 217L15 213L13 208V198L22 194L25 191L32 189H42L47 192L51 190L55 185L57 175L60 173V180L65 181L67 178L62 174V170L59 168V156H69L71 151L75 149L78 142L77 134L78 130H87L94 127H102L103 125L96 126L94 123L99 119L93 120L97 117L99 111L104 108L113 107V111L117 118V123L120 121L119 104L110 105L109 95H113L117 91V85L110 78L106 71V58L110 57L109 52L114 53V56L118 59L125 60L128 57L133 60L131 51L139 50L144 43V32L140 29L141 23L138 20L135 21L136 30H128L125 32V36L119 38L114 33L116 24H114L113 16L109 15L108 11L113 10L118 0H104ZM142 1V0H141ZM149 1V0H148ZM256 1L264 3V0H238L243 4V11L246 13L249 6H252ZM93 2V1H92ZM192 0H161V3L165 5V8L175 5V8L182 11L189 7ZM74 3V2H73ZM84 3V2H83ZM102 3V4H103ZM120 3V1H119ZM128 5L129 10L134 12L135 16H138V12L144 9L140 5V0H127L125 2ZM22 4V0H0V13L2 10L7 15L6 18L10 22V26L13 24V18L10 12L19 8ZM96 4V3H95ZM100 4V5H102ZM73 5V4H72ZM80 4H78L79 6ZM87 5V4H86ZM183 5V7H181ZM71 0H33L31 14L32 20L37 23L39 30L46 31H58L62 27V16L67 11H70ZM117 6V5H116ZM80 7V6H79ZM160 7V6H159ZM109 8V9H108ZM149 8V7H148ZM161 8V7H160ZM84 9V8H83ZM81 9V11L83 10ZM123 9V8H122ZM127 9V7H126ZM146 9V8H145ZM163 9V8H161ZM170 9V8H169ZM121 10V9H120ZM124 10V9H123ZM147 10V9H146ZM149 10V9H148ZM155 10V9H154ZM166 10V9H164ZM251 10V9H249ZM19 11V10H18ZM17 11V12H18ZM79 11V10H78ZM122 11V10H121ZM162 11V10H161ZM160 11V12H161ZM190 11V10H189ZM145 12V11H144ZM142 12V13H144ZM169 12V11H168ZM185 12V11H184ZM116 14L115 12H113ZM141 13V12H140ZM152 13V12H150ZM157 12H154V14ZM165 13V12H164ZM163 13V14H164ZM188 13V12H187ZM248 13V12H247ZM251 13V12H250ZM13 14V13H12ZM20 14V13H19ZM23 13L21 12V15ZM29 13H27L28 15ZM94 14V13H93ZM137 14V15H136ZM145 14V13H144ZM148 14V13H147ZM174 14V13H173ZM186 14V13H185ZM194 14V13H193ZM68 15V14H67ZM79 15V14H78ZM120 15V14H119ZM161 15V14H160ZM180 15V14H178ZM184 15V14H183ZM182 15V16H183ZM255 15L252 14V16ZM259 15V14H258ZM14 16V15H13ZM19 16V15H18ZM117 16V15H116ZM146 16V14H145ZM156 16V15H155ZM159 16V15H158ZM181 16V15H180ZM177 16V17H180ZM248 16V15H247ZM4 17V16H3ZM134 17V15H133ZM144 17V16H142ZM153 17V15H152ZM157 17V16H156ZM176 17V15H174ZM184 17V16H183ZM187 17V16H186ZM65 18V17H64ZM69 18V17H68ZM74 18V17H73ZM119 18V17H118ZM117 18V19H118ZM147 18V16L145 17ZM151 18V17H150ZM159 18V17H158ZM167 18V17H166ZM248 18V17H247ZM257 18V17H256ZM261 18V17H260ZM263 18V17H262ZM4 19V18H3ZM20 19V18H19ZM72 19V18H71ZM79 19V18H78ZM126 19V17H125ZM130 19V18H129ZM134 19V18H133ZM160 19V18H159ZM164 19V18H163ZM180 19V18H179ZM250 19V18H249ZM18 20V19H17ZM67 20V19H66ZM116 20V19H115ZM119 20V19H118ZM127 20V19H126ZM145 20V19H144ZM261 20V19H260ZM3 21V20H1ZM5 21V20H4ZM24 21V20H23ZM140 21V20H139ZM158 21V19H157ZM163 21V20H162ZM167 21V20H165ZM164 21V22H165ZM186 21V20H185ZM229 21V20H227ZM252 21V20H251ZM16 22V20H15ZM20 22V21H18ZM26 22V21H25ZM130 22V21H129ZM163 22V23H164ZM180 22V20H179ZM247 22V21H245ZM5 23V22H4ZM32 23V22H31ZM30 23V24H31ZM71 23V22H70ZM124 23V22H123ZM146 23V22H145ZM156 23V22H155ZM161 23V21H160ZM255 23V22H254ZM25 24V23H24ZM29 24V23H28ZM69 24V23H68ZM74 24V23H73ZM179 24V23H178ZM227 24V23H225ZM241 24V23H240ZM252 24V23H251ZM5 25V24H3ZM34 25V24H33ZM125 25V24H124ZM130 25V24H129ZM134 25V24H133ZM154 25V24H153ZM166 25V24H162ZM234 25V23H233ZM242 25V24H241ZM244 25V24H243ZM31 26V25H30ZM79 26V25H78ZM123 26V25H122ZM132 26V25H131ZM130 26V27H131ZM145 26V25H143ZM160 26V25H159ZM158 26V27H159ZM223 26V25H221ZM264 26V25H263ZM7 28V26H5ZM15 27V26H14ZM17 27V26H16ZM95 27V26H94ZM119 29V26H117ZM157 28V25L154 26ZM163 27V26H162ZM161 27V28H162ZM226 27V26H225ZM242 27V26H240ZM251 27V26H250ZM34 28V27H32ZM31 28V29H32ZM123 28V27H122ZM125 28V26H124ZM127 28V27H126ZM133 28V27H132ZM134 28V29H135ZM147 28V26H146ZM145 28V29H146ZM153 28V27H152ZM160 28V27H159ZM160 28V30H161ZM221 28V27H220ZM224 28V26H223ZM222 28V29H223ZM235 28V27H234ZM257 28V27H256ZM4 29V28H3ZM19 29V28H18ZM117 29V28H116ZM155 29V28H154ZM214 29V28H213ZM217 29V28H216ZM251 29V28H250ZM263 29V28H262ZM2 30V29H1ZM139 32L137 36L136 31ZM254 30V28H252ZM251 30V31H252ZM18 31V30H17ZM20 31V30H19ZM24 31V30H23ZM67 31V30H66ZM91 31H95L94 39L91 38ZM153 31V29H152ZM151 31V32H152ZM61 32V31H60ZM122 32V31H121ZM186 32V31H185ZM206 32V31H205ZM210 32V31H209ZM38 33V32H37ZM36 33V34H37ZM147 33V32H146ZM184 33V32H183ZM190 33V32H189ZM208 33V32H207ZM218 33V32H217ZM24 34V33H23ZM27 34V33H26ZM151 34V33H150ZM149 34V35H150ZM169 34V33H168ZM167 34V35H168ZM172 34V32H171ZM170 34V35H171ZM205 34V33H203ZM54 35V33H53ZM52 35V36H53ZM73 35V34H72ZM179 35V34H178ZM200 35V34H199ZM198 35V36H199ZM209 35V34H208ZM2 36L7 38L6 47L10 50L24 51L27 48L26 39L18 37L15 29L8 28ZM36 36V35H35ZM56 36V34H55ZM148 36V34H147ZM146 36V37H147ZM155 36V35H154ZM166 36V33H165ZM173 36V34H172ZM204 36V35H203ZM30 37V36H29ZM33 37V36H31ZM38 37V36H37ZM47 37V36H46ZM169 37V36H168ZM181 37V35H180ZM205 37V36H204ZM203 37V38H204ZM3 38V37H2ZM200 38V37H199ZM62 39V38H61ZM153 39V38H151ZM182 39V38H181ZM185 39V38H184ZM64 40V39H63ZM154 40V39H153ZM152 40V41H153ZM162 37L160 41L162 42ZM168 41V39H164ZM171 40V39H170ZM175 40V39H174ZM179 40V39H178ZM187 40V38H186ZM202 39H200L201 41ZM1 41V40H0ZM44 41V40H43ZM151 41V40H150ZM148 40V42H150ZM151 41V42H152ZM191 41V40H190ZM189 41V42H190ZM33 42V41H32ZM56 42V41H55ZM186 42V41H185ZM188 42V43H189ZM198 42V40H197ZM264 42V41H263ZM45 43V42H44ZM54 43V42H53ZM154 43V42H153ZM5 44V43H4ZM28 44H31L30 42ZM46 44V43H45ZM48 44H50L48 42ZM147 44V43H145ZM167 44V42H166ZM172 44V43H171ZM1 45V44H0ZM37 45V44H36ZM154 45V44H153ZM155 46V45H154ZM173 46V45H172ZM3 47V46H1ZM0 47V48H1ZM145 47V46H144ZM148 47V45H147ZM152 47L151 45L149 48ZM129 48V52H125ZM142 48V47H141ZM171 48V47H170ZM263 48V46H262ZM7 49V48H6ZM5 49V50H6ZM42 49V48H41ZM82 49V51H81ZM145 49V48H144ZM151 49V48H150ZM201 49V47L199 48ZM9 50V51H10ZM31 50V49H30ZM178 50V49H177ZM180 50V49H179ZM38 51V50H37ZM49 51V50H47ZM203 51V50H202ZM29 52V51H28ZM165 52V51H164ZM14 53V52H13ZM141 54V52H138ZM143 53V50H142ZM147 53H149L147 51ZM155 53V52H154ZM15 54V53H14ZM27 54V53H26ZM198 54V53H197ZM200 54V52H199ZM198 54V55H199ZM12 56V54H10ZM35 55V54H34ZM39 55V54H38ZM110 55H112L110 53ZM146 55V54H145ZM161 55V53H160ZM203 55V52H202ZM14 56V55H13ZM12 56V57H13ZM139 56V55H138ZM143 56V55H141ZM200 56V55H199ZM264 56V55H263ZM43 57V56H42ZM45 57V56H44ZM147 57V56H146ZM198 57V56H197ZM18 58V57H17ZM22 58V57H21ZM26 58V57H24ZM23 58V59H24ZM139 58V57H138ZM151 58V57H149ZM166 58V57H164ZM202 58V57H201ZM145 59V58H144ZM167 59V58H166ZM30 60V59H29ZM146 60V59H145ZM151 60V59H150ZM155 60V59H153ZM158 60V59H157ZM208 60V59H207ZM35 61V60H34ZM32 59V62H34ZM126 61V60H125ZM128 61V60H127ZM136 61V60H134ZM156 61V60H155ZM160 61V60H159ZM209 61V60H208ZM207 61V63H208ZM118 62V61H117ZM129 62V61H128ZM149 62V61H147ZM165 62V61H164ZM183 62V61H181ZM255 62V61H254ZM39 63V62H38ZM144 63V62H143ZM146 63V62H145ZM163 63V62H162ZM204 63V62H203ZM256 63V62H255ZM47 64V63H46ZM153 64V62H152ZM151 64V65H152ZM179 64V63H178ZM183 64V63H182ZM199 64V63H198ZM210 64H212L210 62ZM36 65V64H35ZM42 65V64H41ZM137 65V64H135ZM144 65V64H143ZM155 65V64H154ZM153 65V66H154ZM185 66V64H183ZM200 65V64H199ZM257 65V64H256ZM142 66V65H141ZM146 66V65H145ZM160 66V65H159ZM210 66V65H209ZM208 66V67H209ZM258 66V65H257ZM261 66V65H259ZM152 67V66H150ZM203 67V66H202ZM141 68V67H140ZM139 68V69H140ZM147 68V67H146ZM145 68V69H146ZM154 68V67H153ZM160 68V67H158ZM162 68V67H161ZM55 69V68H54ZM57 69V68H56ZM150 69V68H149ZM148 69V70H149ZM163 69V68H162ZM198 69V68H197ZM261 69V68H260ZM259 69V70H260ZM124 70V69H123ZM151 70V69H150ZM149 70V71H150ZM57 71V70H56ZM118 71V70H117ZM147 71V69H146ZM153 71V70H152ZM158 71V70H157ZM203 71V70H198ZM253 71V70H252ZM251 71V74H252ZM164 72V71H163ZM172 72V71H171ZM145 73V72H144ZM151 73V71H150ZM197 73V72H196ZM249 73V72H248ZM264 73V72H263ZM131 74V73H130ZM149 74V73H148ZM163 74V73H162ZM166 74V73H165ZM162 78L164 77V75ZM175 74V73H174ZM177 74V73H176ZM201 74V72H200ZM146 75V73L144 74ZM160 75V74H159ZM172 75V74H171ZM264 75V74H263ZM59 76V75H58ZM140 75H138L139 77ZM148 76V75H147ZM157 76V75H156ZM167 76V75H166ZM174 76V75H173ZM177 76V75H176ZM60 77V76H59ZM149 77V76H148ZM144 77L134 83L128 90L136 96L141 104L147 102L148 107L151 109L154 116L157 119L163 117L167 120V128L171 129L175 125V121L170 119L169 106L166 102L164 95L161 93L160 87L157 81ZM153 77V76H152ZM161 77V75H160ZM248 77V76H247ZM259 77V75H258ZM68 78V79H66ZM150 78V77H149ZM166 78V77H165ZM181 78V77H180ZM179 78V79H180ZM255 78V77H254ZM135 79V78H134ZM161 79V78H160ZM169 79V78H168ZM178 79V78H177ZM259 78H257L258 80ZM181 80V79H180ZM255 81V79L253 80ZM197 82V81H196ZM192 83V82H191ZM194 83V82H193ZM198 83V82H197ZM200 83V80H199ZM253 82H251L252 84ZM126 84V82L124 83ZM123 84V85H124ZM241 84V83H240ZM172 85V83H171ZM193 85V84H192ZM198 85V84H197ZM250 85V84H249ZM256 85V84H255ZM259 89L263 92V95L259 98H249L253 112H250V126L246 128V132L241 137V149L243 158L241 159L242 169L237 174V189L235 190V196L240 198L243 202V211L241 210L240 220L243 224L234 227L237 228V236H248L247 225H258L264 221V76L259 79ZM182 86V84H181ZM188 86V84H187ZM199 86V85H198ZM239 86V85H238ZM241 86V85H240ZM166 87V86H165ZM184 87V85H183ZM194 87H196L194 85ZM252 87V86H251ZM254 87V86H253ZM128 88V87H127ZM181 88V87H180ZM187 88V87H186ZM193 88V87H192ZM244 88V87H243ZM242 88V89H243ZM241 89V88H240ZM249 89V87H248ZM257 89V90H259ZM168 91V89L166 88ZM175 90V89H174ZM188 90V89H187ZM194 90V89H193ZM239 90V89H236ZM253 90V89H251ZM183 91V90H182ZM177 92V91H176ZM239 92V91H238ZM244 92V91H243ZM247 92V91H246ZM249 92V91H248ZM253 92V91H252ZM256 92V90H255ZM194 93V91H193ZM241 93V92H240ZM166 94V93H165ZM178 94V93H176ZM181 94V93H180ZM186 94V93H185ZM170 95V94H169ZM194 95V94H193ZM236 95V94H235ZM256 95V94H254ZM151 96V101H149ZM178 95H175V97ZM181 96V95H180ZM247 96V95H246ZM245 96V97H246ZM250 96V95H249ZM170 97H172L170 95ZM179 97V96H178ZM183 97V96H182ZM114 98V97H113ZM181 98V97H179ZM178 98V99H179ZM191 98V97H190ZM200 98V97H199ZM239 98V97H238ZM201 99V98H200ZM204 99V98H203ZM207 99V98H206ZM171 100V99H170ZM190 100V99H188ZM239 100V99H238ZM241 100V99H240ZM239 100V101H240ZM238 101V102H239ZM182 102V101H181ZM197 102V101H196ZM204 102V101H203ZM202 102V103H203ZM245 102V101H244ZM179 103V102H178ZM199 103V102H198ZM201 103V102H200ZM206 103V101L204 102ZM177 104V103H176ZM183 104V102H182ZM235 104V103H234ZM246 104V103H245ZM243 104V105H245ZM156 105H159L157 107ZM204 106V105H203ZM232 106V105H231ZM184 107V106H183ZM191 107V106H190ZM187 108V107H186ZM202 108V107H201ZM204 108V107H203ZM236 108V107H235ZM173 109V108H172ZM237 109V108H236ZM251 109V108H250ZM205 110V109H204ZM216 110V109H215ZM239 110V109H238ZM106 111V110H105ZM111 111V110H110ZM189 111V110H188ZM199 111V110H198ZM197 111V112H198ZM209 110H207L208 112ZM191 112V111H190ZM222 112V111H221ZM234 112V111H233ZM111 113V112H110ZM173 114H176L172 110ZM200 113L201 112L200 110ZM223 113V112H222ZM225 113V112H224ZM236 113V112H235ZM238 113V112H237ZM240 113V112H239ZM100 114V113H99ZM197 114V113H196ZM195 114V115H196ZM211 115V114H210ZM213 115V114H212ZM230 115V114H229ZM233 115V114H232ZM241 115V114H240ZM101 116V115H99ZM199 116V115H198ZM205 116H207L205 114ZM204 116V117H205ZM209 116V114H208ZM231 116V115H230ZM238 116V115H237ZM242 116V115H241ZM248 116V115H247ZM179 115L177 114V118ZM210 117V116H209ZM217 117V116H216ZM227 117V116H226ZM236 117V116H234ZM98 118V117H97ZM198 118V117H197ZM196 118V119H197ZM223 118V117H222ZM232 118V117H231ZM149 119H151L149 117ZM207 119V118H205ZM204 119V120H205ZM228 119V118H226ZM195 120V119H194ZM208 120V119H207ZM193 121V120H192ZM198 121V120H196ZM220 121V120H219ZM225 121V119L223 120ZM227 121V120H226ZM225 121V122H226ZM233 121V120H232ZM238 121V120H237ZM103 122V119H102ZM180 122V121H179ZM189 122V121H188ZM230 122V121H229ZM227 121V123H229ZM178 123V122H177ZM182 123V122H180ZM201 123V122H200ZM207 123V122H206ZM232 123V122H231ZM236 123V122H235ZM245 123H247L245 121ZM153 126L156 121H152ZM185 124V123H184ZM208 124V123H207ZM243 124V123H242ZM241 124V126H242ZM118 125V124H117ZM198 125V123H197ZM205 125V124H204ZM220 125V123H219ZM218 125V126H219ZM223 125V124H222ZM229 125V124H228ZM232 125V124H231ZM109 126V125H108ZM206 126V125H205ZM212 126V125H210ZM224 126V125H223ZM238 126V125H236ZM156 127V125L154 126ZM187 127V126H186ZM221 127V126H220ZM233 127V126H232ZM189 128V125H188ZM204 128V127H203ZM202 128V129H203ZM213 128V127H212ZM228 128V127H227ZM230 128V127H229ZM104 130V127H102ZM191 129V128H190ZM189 129V130H190ZM244 129V128H243ZM180 130V129H179ZM198 130V129H197ZM201 130V129H200ZM209 130V129H208ZM224 130V129H223ZM235 130V129H234ZM116 131V130H115ZM145 131L151 132L152 128L145 126ZM207 131V130H206ZM227 131V130H226ZM233 131V130H232ZM181 132V131H180ZM231 132V131H230ZM197 133V131H196ZM200 133V132H199ZM206 133V132H205ZM236 133V132H235ZM169 134V133H168ZM182 134V133H181ZM190 134V133H189ZM204 134V133H203ZM228 134V133H227ZM115 135V134H114ZM113 135V136H114ZM202 136V134H200ZM206 135V134H205ZM228 135H231L228 134ZM118 136V135H117ZM239 136V135H238ZM81 137V136H80ZM178 137V136H176ZM180 137V136H179ZM205 137V136H204ZM208 137V136H207ZM206 137V138H207ZM227 137V136H226ZM169 138V137H168ZM191 139V138H190ZM189 139V140H190ZM228 138H226L227 140ZM233 139V138H232ZM115 140V139H114ZM193 140V139H192ZM198 140V138H197ZM123 141V140H122ZM165 141V140H164ZM209 141V140H208ZM124 142V141H123ZM162 142V141H161ZM171 142V141H170ZM207 142V141H206ZM112 143V142H110ZM114 143V142H113ZM147 143V142H145ZM163 143V142H162ZM193 143V142H192ZM209 143V142H208ZM226 143V141H225ZM228 143V141H227ZM238 143V142H237ZM99 144V143H98ZM97 144V145H98ZM117 144V143H116ZM176 144V143H175ZM229 144V143H228ZM102 145V144H101ZM121 145V144H120ZM195 145V144H194ZM223 145V144H222ZM239 145V144H237ZM158 146V145H157ZM176 146V145H175ZM183 146V145H182ZM203 146V145H202ZM101 147V146H100ZM174 147V146H173ZM90 148V147H89ZM110 148V147H109ZM147 148V147H146ZM191 148V147H190ZM196 148V147H195ZM201 148V146L199 147ZM198 148V149H199ZM230 148V147H229ZM238 148V147H237ZM113 149V146H112ZM131 149V148H130ZM158 149V148H157ZM160 149V148H159ZM175 149V148H174ZM185 149V148H184ZM95 150V149H94ZM108 150V149H107ZM111 150V149H110ZM154 150V149H153ZM170 150V149H169ZM180 150V149H179ZM186 150V149H185ZM204 150V149H203ZM234 150V149H233ZM100 151V150H99ZM126 151V150H125ZM143 151V150H137ZM177 151V150H176ZM197 151V150H196ZM200 151V150H199ZM227 151V150H225ZM78 152V151H77ZM97 152V150H96ZM133 152V151H132ZM149 152V151H148ZM155 152V151H154ZM162 152V151H160ZM164 152V151H163ZM178 152V151H177ZM183 152V151H182ZM186 152V151H185ZM195 152V151H194ZM82 153V152H81ZM130 153V151H129ZM128 153V154H129ZM140 153V152H139ZM176 153V152H175ZM201 153V152H200ZM206 153V152H205ZM235 153V152H234ZM97 154V153H95ZM113 154V153H112ZM116 154V153H115ZM114 154V155H115ZM173 154V153H172ZM178 154V153H177ZM185 154V153H184ZM187 154V153H186ZM202 154V153H201ZM79 155V152H78ZM77 155V156H78ZM113 155V156H114ZM133 155V154H132ZM131 155V157H132ZM144 155V154H143ZM149 155V153L147 154ZM158 155V154H157ZM191 155V154H189ZM225 155V154H224ZM230 155V154H229ZM237 155V153H236ZM128 156V155H127ZM164 156V153H163ZM209 156V155H208ZM85 157V156H84ZM94 157V156H93ZM98 157V156H97ZM95 157V158H97ZM150 157V156H149ZM168 157V156H167ZM200 157V156H199ZM216 157V156H215ZM80 158V157H79ZM78 158V159H79ZM83 158V157H82ZM99 158V157H98ZM133 158V157H132ZM139 158V157H138ZM174 158V157H173ZM224 158V157H223ZM238 158V157H237ZM241 158V157H240ZM67 158H65L66 160ZM103 159V158H102ZM134 159V158H133ZM149 159V158H148ZM176 159V158H175ZM217 159V158H216ZM230 159V156H229ZM236 159V158H235ZM86 160V159H85ZM91 160V159H90ZM120 160V159H118ZM125 160V159H124ZM142 160V159H141ZM192 160V159H191ZM202 160V159H201ZM225 160V159H224ZM228 160V159H227ZM82 161V160H81ZM159 161V160H157ZM163 161V160H162ZM176 161V160H175ZM186 161V160H185ZM197 161V160H196ZM236 161V160H235ZM65 162V161H64ZM88 162V161H87ZM100 162V161H99ZM103 162V161H102ZM138 162V161H137ZM140 162V160H139ZM189 162V161H188ZM206 162V161H205ZM213 162V161H212ZM224 162V161H223ZM238 162V161H237ZM236 162V163H237ZM92 163V162H91ZM111 162L109 161V164ZM136 163V162H135ZM183 163V162H182ZM195 163V161H194ZM220 163V162H219ZM222 163V162H221ZM220 163V164H221ZM72 164V163H71ZM117 164V163H116ZM120 164V163H119ZM122 164V163H121ZM126 164V163H125ZM132 164V163H131ZM137 164V163H136ZM140 164V163H139ZM161 164V163H160ZM166 164V163H165ZM198 164V163H197ZM218 164V163H217ZM228 164V161H227ZM85 165V164H84ZM112 165V164H111ZM115 165V164H114ZM128 165V164H127ZM133 165V164H132ZM131 165V166H132ZM177 166V164H175ZM196 165V164H195ZM233 165V164H232ZM82 166V165H81ZM102 166V165H101ZM155 166V165H154ZM165 166V165H164ZM194 166V165H193ZM191 166V167H193ZM200 166V165H199ZM230 166V165H229ZM72 167V166H71ZM75 167V166H74ZM74 167L72 169H74ZM93 167V166H92ZM99 167V166H98ZM116 167V166H115ZM118 167V166H117ZM126 167V166H125ZM130 167V166H129ZM174 167V166H173ZM184 167V166H183ZM205 167V166H204ZM234 167V166H233ZM64 168V167H63ZM114 168V167H113ZM120 168V167H119ZM160 168V167H158ZM228 168V167H226ZM95 169V168H94ZM118 169V168H117ZM155 169V168H153ZM161 169V168H160ZM165 169V168H164ZM169 169V167H168ZM185 169V168H184ZM198 169V168H196ZM229 169V168H228ZM232 169V167H231ZM236 169V167H234ZM71 170V169H70ZM81 170V169H80ZM238 170V169H237ZM86 171V170H85ZM95 171V170H93ZM105 171V170H104ZM118 171V170H116ZM121 171V170H120ZM123 171V170H122ZM131 171V170H130ZM150 171V170H149ZM174 171V170H173ZM233 171V169L231 170ZM64 172V171H63ZM73 172V171H72ZM75 172V171H74ZM82 172V170H81ZM99 172V171H98ZM106 172V171H105ZM119 172V171H118ZM147 172V171H146ZM156 172V170H155ZM162 172V171H161ZM175 172V171H174ZM182 172V171H181ZM185 172V171H184ZM190 172V171H189ZM195 172V171H194ZM200 172V171H199ZM212 172V171H211ZM230 172V171H229ZM228 172V173H229ZM115 173V172H114ZM131 173V172H130ZM138 173V172H137ZM192 173V172H191ZM198 173V172H197ZM218 173V172H216ZM226 173V172H225ZM80 174V173H79ZM84 174V173H83ZM87 174V173H86ZM105 174V173H104ZM117 174V173H116ZM119 174V173H118ZM150 174V173H149ZM160 174V173H159ZM164 174V173H163ZM200 174V173H199ZM208 174V173H207ZM211 174V173H210ZM77 175V174H76ZM109 175V174H108ZM158 175V174H157ZM166 175V174H165ZM195 175V174H194ZM198 175V174H197ZM203 175V174H202ZM226 175V174H225ZM103 176V175H102ZM144 176V175H143ZM151 176V175H150ZM162 176V175H159ZM177 176V175H176ZM205 176V175H204ZM210 176V175H209ZM75 177V176H74ZM122 177V176H121ZM129 177V176H128ZM133 178L135 176H132ZM142 177V176H141ZM140 177V178H141ZM146 177V176H145ZM155 177V176H154ZM157 177V176H156ZM178 177V176H177ZM184 177V176H183ZM226 177V176H224ZM72 178V177H71ZM90 178V177H89ZM100 178V177H99ZM107 178V177H106ZM125 178V176H124ZM150 178V177H147ZM169 178V177H168ZM175 178V177H174ZM195 178V177H194ZM200 178V177H199ZM229 178V177H228ZM87 179V178H86ZM101 179V178H100ZM111 179V178H110ZM113 179V178H112ZM135 179V178H134ZM138 179V178H137ZM161 179V178H160ZM210 179V178H209ZM207 179V180H209ZM89 180V179H88ZM96 180V179H95ZM105 180V179H104ZM108 180V179H107ZM142 180V178H141ZM157 180V179H156ZM162 180H164L162 178ZM220 180V179H219ZM225 180V179H224ZM232 180V179H231ZM67 181V180H66ZM69 181V180H68ZM77 181V180H76ZM93 181V180H91ZM126 181V180H125ZM128 181V180H127ZM134 182V180H132ZM179 181V180H178ZM222 181V180H221ZM220 181V182H221ZM73 182V181H72ZM145 182V181H144ZM202 182V181H201ZM234 182V181H233ZM62 183V182H61ZM67 183V182H66ZM105 183V182H104ZM146 183V182H145ZM179 183V182H178ZM219 183V182H217ZM223 183V181H222ZM76 184V183H75ZM74 184V187H76ZM139 184V183H138ZM144 184V183H143ZM165 184V183H164ZM173 184V183H172ZM210 184V183H209ZM215 184V183H214ZM226 184V181H225ZM64 185V184H63ZM79 185V180H78ZM81 185V184H80ZM93 185V184H92ZM99 185V184H98ZM97 185V187H98ZM125 185V184H124ZM141 185V184H140ZM139 185V186H140ZM147 185V184H146ZM160 185V184H159ZM158 185V186H159ZM162 185V183H161ZM177 185V184H175ZM204 185V184H203ZM199 180L188 178V180H182L180 187L178 186V198L184 200V204H190L195 198L200 201L210 199L209 188L203 186ZM66 186V185H65ZM73 186V184H72ZM90 186V185H89ZM104 186V185H103ZM153 186V185H152ZM228 186V185H226ZM70 187V186H69ZM73 187V188H74ZM112 187V186H111ZM133 187V186H130ZM143 187V186H142ZM149 187V186H148ZM151 187V186H150ZM166 187V186H164ZM163 187V189H164ZM172 187V185H171ZM224 187V186H223ZM96 188V187H95ZM94 188V189H95ZM102 188V185H101ZM157 188V187H156ZM225 188V187H224ZM222 188V189H224ZM229 188V187H227ZM65 189V188H64ZM68 189V187H67ZM71 189V188H70ZM76 188H74L75 190ZM87 189V188H85ZM84 189V190H85ZM92 189V188H91ZM108 189V188H106ZM115 189V188H114ZM122 189V188H121ZM124 189V188H123ZM211 189V188H210ZM218 189V188H217ZM230 189V188H229ZM59 190V189H58ZM134 190V189H133ZM152 190V188H151ZM158 190V189H157ZM156 190V191H157ZM212 190V189H211ZM232 190V191H234ZM60 191V190H59ZM66 191V190H65ZM89 191V190H88ZM107 191V190H105ZM110 191V189H109ZM113 191V190H112ZM115 191V190H114ZM168 191V190H167ZM170 191V190H169ZM228 191V190H227ZM70 192V191H69ZM75 192H77L75 190ZM102 192V191H101ZM128 192V191H127ZM147 192V190H146ZM60 193V192H59ZM72 193V192H71ZM88 193V192H87ZM98 193V191H97ZM108 193V192H107ZM112 193V192H111ZM116 193V192H115ZM160 193V192H159ZM174 193V192H173ZM214 193V192H213ZM217 193V192H216ZM228 193V192H227ZM31 194V193H30ZM67 194V193H66ZM73 194V193H72ZM70 194V196L72 195ZM118 194V193H117ZM116 194V195H117ZM225 194V193H224ZM41 195V194H40ZM43 195V194H42ZM41 195V196H42ZM63 195V194H62ZM77 195V194H76ZM97 195V194H96ZM105 195V194H104ZM229 195V194H228ZM49 196V195H48ZM46 196V199L47 197ZM51 196V195H50ZM58 196V194L56 195ZM60 196V195H59ZM75 196V194H74ZM92 196V195H91ZM123 196V195H122ZM129 196V195H128ZM39 197V196H38ZM64 197V195H63ZM86 197V196H84ZM105 197V196H104ZM149 197V196H148ZM160 196H158L159 198ZM225 197V196H224ZM29 198V197H28ZM56 198V197H53ZM58 198V197H57ZM75 198V197H74ZM129 198V197H126ZM140 198V197H139ZM152 198V197H151ZM174 198V197H173ZM214 198V197H213ZM44 199V197L42 198ZM59 199V198H58ZM58 199H55L56 201ZM70 199V198H68ZM124 199V198H123ZM133 199V197H132ZM142 199V198H141ZM140 199V200H141ZM150 199V198H149ZM162 199H164L162 197ZM195 199V200H196ZM215 199V198H214ZM227 199V198H226ZM234 199V198H233ZM23 200V199H22ZM34 200V199H32ZM51 200V199H49ZM54 200V201H55ZM87 200V199H86ZM103 200V199H102ZM119 200V199H117ZM128 200V199H126ZM135 200V197H134ZM138 200V198H137ZM144 200V199H143ZM175 200V199H174ZM177 200V199H176ZM216 200V199H215ZM220 200V199H219ZM236 200V199H235ZM18 201V200H17ZM52 201V200H51ZM50 201V202H51ZM55 201V202H56ZM60 201V199H59ZM71 201V199H70ZM121 201V200H120ZM197 201V200H196ZM221 201V200H220ZM226 201V200H225ZM27 202V201H26ZM37 202V201H36ZM48 203L47 201H45ZM44 202V203H45ZM63 202V200L61 201ZM67 203V201H65ZM155 202V201H154ZM182 202V201H181ZM198 202V201H197ZM234 202V200H233ZM238 202V201H236ZM17 203V202H16ZM29 203V202H28ZM40 203V202H39ZM58 203V202H57ZM65 203V205H66ZM82 203H84L82 201ZM114 200H105L103 205L106 209L107 226L97 225L92 234L87 240L74 242L78 245L77 249L74 248V236L77 234L79 224L81 223V206L72 203L68 217L62 224L60 229L62 242L67 243L65 253L60 254L59 262L56 264H169L173 263L172 257L166 252V249L162 236V221L163 218L169 213L170 209L174 207L171 200H163L158 203L156 209H146L140 207V205L134 201V208L136 215L132 217V214L128 217L119 207L115 204ZM149 203V202H148ZM176 203V202H175ZM178 203V202H177ZM193 203V202H192ZM201 203V202H200ZM202 203V204H203ZM223 203V202H222ZM231 203V202H230ZM240 203V202H239ZM22 204V203H20ZM25 204V203H23ZM55 204V203H54ZM126 204V203H125ZM146 204V203H145ZM206 204V203H205ZM204 204V205H205ZM218 204V203H216ZM221 204V203H220ZM235 204V203H234ZM233 204V205H234ZM16 205V204H15ZM27 205V204H26ZM25 205V206H26ZM37 205V204H36ZM44 205V204H43ZM53 205V204H52ZM59 205V203H58ZM58 205L56 207H58ZM194 205V204H193ZM200 205V204H198ZM229 205V204H228ZM238 205V203H237ZM241 205V204H239ZM238 205V206H239ZM29 206V205H28ZM40 206V205H39ZM45 206V205H44ZM128 206V205H127ZM150 206V205H148ZM176 206V205H175ZM179 206V205H178ZM183 206V205H181ZM186 206V205H185ZM190 206V205H189ZM195 206V205H194ZM219 206V205H218ZM231 206V205H230ZM54 207V206H53ZM67 207V206H66ZM90 207V206H89ZM145 207V206H144ZM152 207V206H151ZM187 207V206H186ZM193 206H191L192 208ZM196 207V206H195ZM194 207V208H195ZM203 207V205H202ZM201 207V208H202ZM210 207V206H209ZM212 207V206H211ZM241 207V206H240ZM50 208V207H49ZM93 208V207H92ZM123 208V207H122ZM131 208V207H130ZM175 208V207H174ZM205 209V207H203ZM223 209L222 207H219ZM228 208V207H227ZM237 208V207H236ZM20 209V208H19ZM32 209V208H31ZM35 209V208H33ZM43 209V208H42ZM59 209V207H58ZM89 209V208H88ZM103 209V208H102ZM133 209V208H132ZM177 209V207L175 208ZM181 209V208H180ZM179 209V210H180ZM212 209V208H211ZM232 209V208H231ZM241 209V208H239ZM27 210V209H25ZM24 210V211H25ZM45 210H48L45 209ZM50 210V209H49ZM52 210V207H51ZM62 210V209H61ZM68 210V209H67ZM95 210V209H93ZM131 210V209H130ZM178 210V211H179ZM186 210H188L186 208ZM200 210V209H199ZM208 210V209H207ZM217 210V208H216ZM19 211V210H18ZM40 211V210H38ZM87 211V210H86ZM176 211V210H175ZM183 211V210H181ZM180 211V212H181ZM191 211V210H189ZM194 211V210H192ZM229 211V210H227ZM238 211V209H237ZM34 212V211H33ZM44 212V211H41ZM57 212V211H56ZM55 212V213H56ZM60 212V211H59ZM134 212V213H135ZM172 212V211H171ZM184 212V211H183ZM202 212V211H201ZM224 212V211H223ZM240 212V211H239ZM62 213V211H61ZM94 213V212H93ZM177 213V212H176ZM187 213V212H186ZM196 213V212H195ZM199 213V212H198ZM205 213V212H204ZM215 213V212H214ZM32 214V213H30ZM172 214V213H171ZM175 214V213H174ZM191 214V213H190ZM200 214V213H199ZM212 214V213H211ZM233 214V213H232ZM238 214V213H237ZM47 215V214H46ZM105 214V216H107ZM194 215V213L192 214ZM191 215V216H192ZM201 215V214H200ZM205 215V214H204ZM207 215V214H206ZM230 215V214H229ZM228 215V216H229ZM239 215V214H238ZM37 213L32 214V222L37 220ZM42 216L43 215H39ZM51 216V215H50ZM59 216V215H58ZM87 216V215H86ZM93 216V215H92ZM102 216V214H101ZM104 216V217H105ZM170 216V215H169ZM183 216V214H182ZM185 216V215H184ZM199 216V215H198ZM219 216V215H217ZM235 216V215H234ZM20 217H22L20 215ZM25 217V216H23ZM60 217V216H59ZM173 217V216H172ZM181 216H178V218ZM203 217V216H202ZM209 217V216H207ZM49 218V217H48ZM62 218V217H61ZM98 218V217H97ZM169 218V217H168ZM167 218V219H168ZM177 218V217H176ZM184 218V217H183ZM191 218V217H190ZM201 218V217H200ZM199 218V219H200ZM234 218V217H233ZM232 218V219H233ZM28 219V218H27ZM85 219V218H84ZM91 219V218H90ZM195 219V216H194ZM204 219V218H203ZM210 219V218H209ZM208 219V220H209ZM217 219V218H216ZM223 219V218H222ZM239 219V218H237ZM64 220V219H63ZM161 220V221H159ZM173 219L171 218V221ZM180 220V219H179ZM178 220V221H179ZM191 220V219H190ZM193 220V218H192ZM215 220V218H214ZM229 220V219H228ZM235 220V219H234ZM51 221H53L51 219ZM97 221V220H96ZM95 221V222H96ZM168 221V220H166ZM176 221V220H175ZM188 221V219H187ZM198 221V218H197ZM230 221V220H229ZM232 221V220H231ZM236 221V220H235ZM28 222V221H27ZM31 222V223H32ZM49 219L44 218L40 220L42 228L41 234L44 233V229L49 224ZM59 222V221H58ZM191 222V221H190ZM194 222V221H193ZM202 222V221H201ZM209 222V221H208ZM213 222V221H212ZM225 222V221H224ZM23 223V222H21ZM54 223V222H53ZM51 223V224H53ZM94 223V222H93ZM173 224L175 222H172ZM177 223V222H176ZM197 223V222H196ZM205 223V222H204ZM210 223V222H209ZM215 223V222H214ZM230 223V222H229ZM235 222H233L234 224ZM238 223V222H237ZM27 224V223H23ZM37 224V222H36ZM187 224V223H186ZM201 224V223H200ZM199 224V225H200ZM203 224V223H202ZM207 224V223H206ZM19 225V224H18ZM33 225V224H31ZM83 225V224H82ZM165 225V224H164ZM172 225V224H171ZM183 225V223H181ZM194 225V224H193ZM193 225L191 227H193ZM219 225V224H218ZM230 225V224H229ZM29 226V225H28ZM166 226V225H165ZM168 226V225H167ZM197 226V225H196ZM208 226V225H207ZM21 227V226H20ZM23 227V226H22ZM30 227V226H29ZM36 227V226H35ZM56 227V226H55ZM83 227V226H82ZM169 227V226H168ZM183 227V226H182ZM167 228V227H164ZM172 228V226H171ZM195 228V227H194ZM199 228V227H198ZM197 228V230H199ZM206 228V227H205ZM224 229V227H222ZM221 228V229H222ZM21 229V228H18ZM28 229V228H27ZM34 229V228H33ZM84 229V228H83ZM173 229V228H172ZM196 229V228H195ZM204 229V226H203ZM215 229V228H214ZM55 230V229H54ZM58 230V229H57ZM56 230V231H57ZM82 230V229H81ZM171 231V229H169ZM168 230V231H169ZM180 230V229H179ZM190 230V229H189ZM202 230V229H200ZM199 230V231H200ZM207 230V229H206ZM211 230V229H210ZM59 231V230H58ZM83 231V230H82ZM86 231V230H85ZM88 231V230H87ZM165 231V230H164ZM214 231V230H213ZM220 231V230H219ZM223 231V230H222ZM230 231V229H229ZM34 232V231H32ZM36 232V230H35ZM80 232V231H78ZM84 232V231H83ZM193 232V231H192ZM204 232V231H203ZM207 232V231H206ZM227 232V230H226ZM235 232V231H232ZM25 233V232H24ZM53 233V232H52ZM81 233V232H80ZM91 233V232H90ZM166 233V232H165ZM177 233V231H176ZM181 233V232H179ZM186 233V232H185ZM199 233V232H198ZM197 233V235H199ZM211 233V232H209ZM34 234V233H32ZM172 234V233H171ZM184 234V233H183ZM190 234V233H189ZM196 234V233H195ZM201 234V233H200ZM208 234V233H207ZM206 234V235H207ZM231 234V233H230ZM233 234V233H232ZM22 235V234H21ZM49 235V234H48ZM79 235V234H78ZM169 235V234H168ZM185 235V234H184ZM188 235V234H187ZM219 235V234H218ZM221 235V234H220ZM41 236V235H40ZM39 236V237H40ZM46 236V233H45ZM54 236V235H53ZM179 236V235H178ZM189 236V235H188ZM191 236V235H190ZM189 236V237H190ZM204 236V235H203ZM202 236V238H203ZM208 236V235H207ZM212 236V235H211ZM215 236V235H214ZM233 236V235H232ZM51 237V236H50ZM55 237V236H54ZM77 237V235H76ZM168 237V236H167ZM174 237V235H173ZM183 237V236H182ZM186 237V236H185ZM200 237V235H199ZM209 237V236H208ZM219 237V236H218ZM221 237V236H220ZM228 237V236H227ZM226 237V238H227ZM21 238V237H20ZM29 238V237H28ZM181 238V237H180ZM194 238V237H193ZM206 238V237H205ZM215 238V237H214ZM225 238V239H226ZM17 239V238H16ZM31 239V238H29ZM41 239V238H40ZM48 239V238H47ZM187 240V237L185 238ZM183 238V240H185ZM191 239V238H190ZM196 239V238H194ZM192 239V241L194 240ZM199 239V238H198ZM23 240V239H22ZM35 240V239H34ZM165 240V239H164ZM170 240V239H169ZM189 240V239H188ZM212 240V239H210ZM220 240V239H219ZM218 240V241H219ZM232 240V239H231ZM20 241V240H19ZM26 241V239H25ZM167 241V240H166ZM173 241V240H172ZM171 241V242H172ZM176 241V240H175ZM199 241V240H198ZM205 241V240H204ZM203 241V242H204ZM213 241V240H212ZM35 242V241H34ZM169 242V241H167ZM178 242V241H177ZM207 242V241H206ZM205 242V243H206ZM19 243V242H18ZM41 243V242H40ZM197 243V242H196ZM209 243V241H208ZM215 244V242L213 241ZM218 243V242H217ZM221 243V242H220ZM219 243V244H220ZM230 243V242H229ZM15 244V243H14ZM33 244V243H32ZM35 244V243H34ZM38 244V243H37ZM36 244V245H37ZM45 244V243H44ZM50 244V243H48ZM170 244V243H168ZM182 244V242H181ZM188 244V243H187ZM199 244H202V242ZM199 244H197L199 246ZM210 244V243H209ZM222 244V243H221ZM18 245V244H17ZM23 244L21 247H23ZM41 245V244H39ZM53 245V244H52ZM174 245V244H173ZM207 245V243H206ZM29 246V245H28ZM38 246V245H37ZM169 246V245H167ZM171 246V244H170ZM169 246V247H170ZM176 246V245H175ZM182 246V245H180ZM186 246V245H185ZM192 246V245H191ZM196 246V245H195ZM197 246V247H198ZM33 247V246H32ZM196 247V249H197ZM201 247V246H200ZM206 248V246H204ZM218 247V246H217ZM41 248V247H40ZM50 248V246H49ZM58 248V247H57ZM173 248V246H172ZM177 248V247H176ZM175 248V249H176ZM179 248V247H178ZM182 248V247H180ZM193 248V246H192ZM195 248V247H194ZM204 248V249H205ZM212 248V247H211ZM21 248H19L20 250ZM25 249V248H24ZM23 249V250H24ZM42 249V248H41ZM38 248V250H41ZM48 249V248H47ZM190 249V248H189ZM200 249V248H199ZM203 249V250H204ZM219 249V248H218ZM11 250V249H10ZM35 250V249H34ZM44 250V249H42ZM51 250V248H50ZM166 250V251H165ZM191 250V249H190ZM194 250V249H193ZM211 250V249H210ZM18 251V249H17ZM16 251V252H17ZM49 251V250H48ZM63 251V250H62ZM171 251V250H170ZM184 251V249H183ZM182 251V252H183ZM189 251V250H188ZM192 251V250H191ZM200 251V250H199ZM205 251V250H204ZM203 251V252H204ZM209 251V248H208ZM29 252V251H28ZM44 252V251H43ZM60 252V251H59ZM197 252V251H196ZM195 252V253H196ZM202 252V251H201ZM37 253V252H36ZM205 253V252H204ZM203 253V254H204ZM19 254V253H18ZM32 254V253H31ZM30 254V255H31ZM175 254V253H174ZM186 254V253H185ZM183 254V255H185ZM192 255V252L190 253ZM48 255V254H47ZM39 253L37 256H33L34 259L30 260V264H55L49 260L48 256ZM50 255V254H49ZM55 255V254H54ZM58 255V253H57ZM56 255V256H57ZM173 255V254H172ZM207 255V254H206ZM220 255V254H219ZM215 255L209 257L211 262L209 264H220L224 255ZM18 256V255H17ZM32 256V255H31ZM55 256V258H56ZM186 256V255H185ZM196 256V255H195ZM203 256V255H201ZM54 257V256H52ZM198 257V256H197ZM205 257V256H204ZM54 258V259H55ZM58 258V257H57ZM56 258V259H57ZM174 258V257H173ZM177 258V257H176ZM184 258V257H183ZM55 259V260H56ZM195 259V258H194ZM29 260V259H28ZM199 260V259H198ZM207 260V259H206ZM25 261V260H24ZM192 261V260H191ZM197 261V259H196ZM202 261V260H201ZM29 262V261H28ZM199 262V261H198ZM16 263V262H15ZM26 263V262H24ZM182 264V262H180ZM179 263V264H180ZM185 263V262H184ZM189 263V262H188ZM206 263V262H205ZM204 263V264H205ZM207 263V264H208ZM10 264V263H8ZM192 264V263H191ZM197 264V263H196Z\"/></svg>",
    "mask_w": 264,
    "mask_h": 264
},
{
    "label": "snow or ice",
    "instance_id": "3",
    "mask_svg": "<svg viewBox=\"0 0 264 264\" xmlns=\"http://www.w3.org/2000/svg\"><path fill=\"white\" fill-rule=\"evenodd\" d=\"M33 0H22L20 5V11L24 13H30L32 10ZM157 6L163 7L161 0H157L155 4L148 5V7L154 10ZM183 7V5H181ZM190 11L186 13L188 15L187 23L183 20L180 21L177 25V21L171 12H166L164 15L169 16L167 21V26L162 27L159 32L156 33L158 37H164L165 33H171L173 31L177 33H183L186 30L194 27L195 33L191 39L190 45L186 43L183 39L181 40H172L173 47L168 49L167 44L163 45L165 49V55L169 61L170 65H176L178 60H185L186 64H191L192 67L189 68L186 73L183 68L173 67L171 71L178 72L181 76V79L184 80L185 84H191L192 80L199 79L203 88L197 89H188V94L184 96V99L191 106V112L189 113L187 108L182 107L179 103L175 105L177 113H172V105H169L168 112L170 114L169 118L176 120L177 114L183 118V122H188L189 120H194L195 110H196V100L199 97H203L205 92H210L211 87L208 82L205 80V73L207 74V80L210 81L214 77H219L220 73L213 74L208 68L207 61L203 66V72L199 76L191 75L195 72V65L198 63L196 58L197 53V42L195 36L199 35L201 31H204V26L220 28L221 23L224 20H233L235 19L238 24L243 23L247 17L243 11V4L239 3L238 0H192L190 4ZM195 13V15H193ZM29 16H24L23 20L28 21ZM157 22L155 16L149 18L147 21L146 31L152 30V25ZM247 25H245L246 27ZM4 27L3 24H0V29ZM211 37L206 33L205 39H210ZM260 40L264 41V34L259 37ZM203 43V42H202ZM180 49V54L177 55V48ZM203 47L208 49L207 43H203ZM161 43L157 41L156 52L152 53V56L155 57L157 53L160 52ZM82 51V49H81ZM185 51L191 52V58L185 55ZM211 59L209 54L208 60ZM233 69H229L225 72V75L231 74ZM186 76H190V79H184ZM219 83V80L216 81ZM171 86V81L169 87ZM179 89V83H177V90ZM194 91V96L192 100H188V95H192ZM135 99V103L125 99H114V103L119 104L120 106V121L118 122V127L116 129V134L126 141L127 147L132 148L133 150H139L143 148L145 151L148 149L145 147V142H149L150 145H155L157 140L153 139V135L159 133L163 140H167V137L163 135V129L165 127L166 121L163 119L158 120L156 116L153 115L151 109L148 107L147 102L141 104L138 98ZM149 101H151V96H149ZM159 107V105H156ZM149 117L151 119H149ZM155 120L159 125V128L153 126L152 121ZM152 128L151 132L145 131V126ZM197 125L192 124V132L195 133ZM201 127V131H202ZM195 143V141H192ZM166 144H162L161 147H166ZM198 149V145L196 146ZM114 148L117 155L124 153V145L115 144ZM211 149H209L210 151ZM191 151V150H190ZM159 154V153H157ZM135 188V185H133ZM127 195L132 197H139L142 195V192L133 191L126 192ZM147 199V197H145ZM248 236H236L231 243L225 242L223 247L218 249L219 252L224 253V258L220 264H264V221L258 225L248 224L247 229ZM239 241V243H237ZM195 253H193V264H195Z\"/></svg>",
    "mask_w": 264,
    "mask_h": 264
}]
</instances>
